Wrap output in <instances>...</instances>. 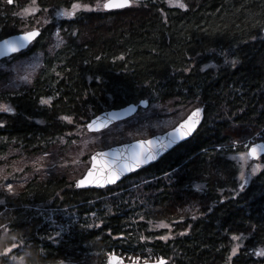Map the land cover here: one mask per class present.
Masks as SVG:
<instances>
[{"label":"trees","instance_id":"1","mask_svg":"<svg viewBox=\"0 0 264 264\" xmlns=\"http://www.w3.org/2000/svg\"><path fill=\"white\" fill-rule=\"evenodd\" d=\"M30 2L0 0V40L40 30L30 47L1 63L34 53L43 62L28 87L1 96L14 109L0 114L1 166L50 151L49 141L72 128L61 116L83 127L105 110L147 99L194 103L203 120L189 140L112 187L76 190L65 176L35 175L17 196L0 192V252L16 244L12 253L20 264H105L111 252L128 263L131 255H163L170 264H264L253 251L264 248V167L241 191L231 159L249 140L264 142V0H184L187 10L138 0L45 26L13 15ZM74 2L96 0H36L37 18ZM57 31L64 43L50 54ZM48 97L51 103L41 105ZM50 216L60 225L56 231ZM160 221L169 228L153 230ZM241 233L243 240H231ZM161 235L170 238L161 241ZM8 258L0 264H18Z\"/></svg>","mask_w":264,"mask_h":264},{"label":"rangeland","instance_id":"2","mask_svg":"<svg viewBox=\"0 0 264 264\" xmlns=\"http://www.w3.org/2000/svg\"><path fill=\"white\" fill-rule=\"evenodd\" d=\"M96 2L91 6L94 8ZM31 2L26 6L29 7ZM37 5V3H36ZM38 7V6H37ZM68 9V8H63ZM59 9H55L48 15H42L37 18L39 11L34 14H28L23 16V20H32L33 26L36 24H41L43 26L50 23L54 18L61 19L65 17H57L55 12ZM22 11V10H21ZM19 11L18 13H20ZM83 10L77 11L81 12ZM35 18V19H34ZM49 20V23L45 24V19ZM33 27L26 29V31L31 30ZM57 33V32H56ZM55 35L50 40V48H48L49 53L55 52L59 49L64 41L59 36ZM59 44V47L57 45ZM42 54L34 53L27 55L24 59L18 60H7L5 63H0V72L3 74V79L0 81V103L9 104V102L3 101L1 96L4 94L19 93L28 87L31 83H25L19 77L31 73L30 80L33 81L36 78L39 70L41 69ZM33 65H38L32 68ZM147 100V99H146ZM148 101V100H147ZM174 101L170 103H160V102H149L146 107H139L136 114L128 119L117 122L107 129L100 131L98 133H90L85 127H76L72 119L71 130H66L63 136H57L49 141L51 146L50 151L47 155L38 154L31 157H22L19 160H15L12 166H1L0 165V177L7 175L8 181H0V183L11 182L13 184V193H9L5 188L0 187V192L10 196H17L18 192L22 189L23 185L33 176L37 175L39 177H55V176H65V178L73 184L75 187L76 181L81 179L86 171L90 168L91 160L90 157L98 151H104L111 147L129 144L139 139H148L152 136L163 134L168 130H171L176 124H178L182 119H185L188 114L198 106L194 103H190L187 106H174ZM139 104V103H138ZM137 104V105H138ZM13 107V106H12ZM200 108V107H199ZM108 111V110H105ZM3 112H0V114ZM98 115V114H97ZM96 115V116H97ZM94 116V117H96ZM63 117V116H61ZM93 117V118H94ZM72 118V117H71ZM61 119V118H60ZM89 122V121H88ZM261 136H257L260 138ZM262 141L255 142L253 139L249 140L246 144L251 147L253 143L257 144ZM264 143V142H263ZM245 148V145H244ZM247 149L245 148V152ZM238 154L231 155V159L236 163L239 168L240 165L244 163L239 159H233L237 157ZM259 163L260 158L257 160L248 159L244 163V172L249 174L251 172V165ZM262 167L260 168V170ZM260 170H258L254 175H256ZM250 175L248 181L254 176ZM237 181L240 183L239 174L237 176ZM76 189V188H75ZM77 190V189H76ZM103 190V189H101ZM0 198H2L0 196ZM95 203V202H94ZM55 213V212H54ZM60 213V212H58ZM51 226L53 230H57L60 225H58L55 220L50 216ZM157 224V223H156ZM156 224L152 225L153 230H165L168 228H158ZM8 233L4 230V236ZM60 236L55 235L53 239L57 242ZM14 244V243H13ZM55 244V243H54ZM11 248V245L9 246ZM13 256L12 251L9 254V260L12 262L11 257ZM107 256V254H106ZM129 257H133L132 255ZM19 260H15L18 262ZM10 264V263H9ZM17 264V263H16ZM20 264V262H18ZM59 264H74L71 261H62Z\"/></svg>","mask_w":264,"mask_h":264},{"label":"snow or ice","instance_id":"3","mask_svg":"<svg viewBox=\"0 0 264 264\" xmlns=\"http://www.w3.org/2000/svg\"><path fill=\"white\" fill-rule=\"evenodd\" d=\"M4 3L11 5L13 4V0H3ZM169 7H175L181 10H187L188 5L184 2V0H165ZM133 5H138V0H96V4L91 7L87 3H79L74 2L71 4L69 9H59L55 12L57 17H65L68 19L73 18L77 11H92V10H114V9H124L132 7ZM36 5V0H31V5L29 7H25L22 9L20 13H13L14 16H23L28 14H34L37 11H40ZM42 11L47 12L48 9L44 8ZM44 23H49V20L46 18ZM264 31V29H262ZM40 35V30L37 27H33L31 30L24 31L22 34L12 37L11 39H3L0 41L2 44L3 51H0V55H4L6 53H17L21 52V50L25 49L28 45L32 43V41ZM57 38L59 39V31L56 33ZM72 35H76L75 32ZM253 40L256 39L255 36L252 37ZM59 47V44L57 45ZM223 55V53H221ZM123 59V57H120ZM99 59V57H97ZM225 63H229L227 59H225ZM233 67H235L239 61L233 59L231 62ZM38 65H33L32 68L34 70ZM185 72L189 71L188 68L184 69ZM30 75L31 73L19 77L23 82L30 83ZM59 75V73H57ZM99 80L100 78L97 77ZM51 97L47 99L41 98V105H49L51 103ZM140 105L148 104L147 100H140ZM132 111H136L134 106H129ZM0 112L3 113H12L14 114V109L9 104L0 103ZM202 109L197 107L193 109L187 116L186 119H182L178 124H176L170 132H167L165 136H155L150 139H139L136 140L131 145H124L121 149H113L109 152H97L94 153L91 157V167L88 169L87 174L81 180L76 181V186H82L84 184H95L97 186L103 187L106 184L115 183L120 176L125 171H132L135 168L140 167L142 164H146L149 161L155 160L157 155L164 152L166 149L170 148L172 145L176 144L178 141L186 139L190 136L193 130L196 128L197 124L200 122ZM116 118L115 113H107L105 116H96L87 122L83 127H86L90 131L100 132L102 129L106 128L108 124L112 122L113 119ZM62 120H66L69 123L72 122V118L69 116L61 117ZM4 126V122L0 121V127ZM236 141H233V147L236 145ZM246 152H240L237 157H233V159H239L246 163L248 159H257L260 157V153L264 152V144H255L253 143L251 147H248L245 144ZM47 155V153H45ZM110 158V159H106ZM244 163L240 165V173L239 180L240 183L238 185L239 189L242 191L247 184L248 178L250 175H254L261 167L259 163L252 164L251 172L249 174H245L244 172ZM2 171V170H0ZM0 181H8V176L0 177ZM0 187L5 188L9 193H13V184L11 182L0 183ZM211 211V209H209ZM143 219V217H141ZM195 219V216L193 217ZM151 223V221H149ZM0 227H4L0 225ZM88 227H92L89 225ZM158 228H168L169 225L165 224L163 221H160L156 224ZM7 231V229H5ZM187 229L185 230V232ZM185 233H180V235H184ZM58 235V233H57ZM51 238V237H50ZM170 237L168 235H161L158 237L161 241H167ZM15 239V238H13ZM141 240L150 239L144 236L140 237ZM244 239L243 234L240 235L233 234L231 236L232 241H241ZM240 245L234 244L231 247L230 255L228 260H231L232 256L236 255L239 250ZM17 248L16 244H12L11 248L5 247L2 252H0V257L8 258L12 249ZM150 251V250H149ZM254 255L257 257H264V248H255ZM12 261L16 260L15 256L11 257ZM125 258L117 255L115 252H111L107 254L106 264H124ZM129 264H170V258L165 257L163 255L157 256L155 259L150 258H141L140 256L128 257Z\"/></svg>","mask_w":264,"mask_h":264},{"label":"water","instance_id":"4","mask_svg":"<svg viewBox=\"0 0 264 264\" xmlns=\"http://www.w3.org/2000/svg\"><path fill=\"white\" fill-rule=\"evenodd\" d=\"M124 9H125V8H124ZM114 10H120V9H114ZM107 11H113V10H107ZM21 34H22V33H21ZM262 34H263V36H264V31H262ZM17 35H20V34H17ZM17 35H13V36H10V37L4 38V39H11L12 37L17 36ZM39 36H40V35H39ZM39 36H38V37H39ZM38 37H36V38L32 41V43H33ZM2 40H3V39H2ZM2 40H0V41H2ZM32 43H31V44H32ZM31 44H30V45H31ZM30 45H28L25 49L21 50V52L24 51V50H26ZM0 51H3L2 44H0ZM18 53H20V52H17V53H6V54H4V55H0V61H2V60H4V59H8V58H10L12 55H15V54H18ZM129 106H134L135 109H136V111H132V110L130 109ZM139 107H144V108H145L146 105H140V103H139L138 105H135V104H129V105L124 106V107L119 108V109H111V110H108V111H105V112H102V113L98 114L97 116H101V117L105 116V115H106L107 113H109V112H111V113H115V115H116V118L113 119L112 122H111L110 124H108V126H107L106 128H104V129H102L101 131L107 129L108 127H110L111 125H113V124H115V123H117V122L123 121V120H125V119H128V118L134 116V115L136 114V112H137V110H138ZM94 118H95V117H94ZM186 118H187V117H186ZM186 118H185V119H186ZM92 119H93V118H92ZM202 120H203V111L201 112L200 122L197 124L196 128L193 130V132H192V134H191L190 136H188L186 139H183V140L178 141L176 144L172 145L170 148L166 149L164 152H162V153H160L159 155H157V157H156L155 160L149 161V162L146 163V164H142L140 167L135 168V169L132 170V171H125L115 183H113V184H106V185H104L103 187L97 186V185H95V184H87V183L84 184V185H82V186L77 187V186H76V183H75V188H76L77 190H91V189H93V190H101V189L109 188V187H112V186H114V185L120 183L122 180H124V179H126V178H128V177H130V176H132V175H134V174H136V173L142 171L143 169L148 168V167H150V166L153 165V164H156V163H157V162H158L163 156H165L168 152H170V151H171L172 149H174L176 146H178L179 144H181V143L186 142L187 140H189V139L192 137V135L194 134V132L196 131V129H197V128L199 127V125L201 124ZM85 129H86L88 132H90V133H98V132H95V131H90V130H88L86 127H85ZM171 130H172V129H171ZM171 130H168V131H166V132L163 133V134H159V135H155V136H165V134H166L167 132H170ZM155 136H152V137H150V138H153V137H155ZM150 138H148V139H150ZM134 142H135V141H134ZM134 142H131V143H129V144H123V145H119V146L111 147V148H109V149H107V150H104V151H98V152H109L110 150H113V149H121V148H123L124 145H131V144H133ZM257 144H264V143H263V142H260V143H257ZM95 153H97V152H95ZM263 155H264V152L260 153V157H259V158H261ZM259 158H257V159H259ZM106 159H110V158H106ZM257 159H251V160H257ZM90 167H91V165H90ZM87 171H88V170H87ZM87 171H86L85 175L87 174ZM85 175H84L81 179H83V178L85 177ZM81 179H79V180H81ZM105 264H106V262H105ZM124 264H129V263L124 261Z\"/></svg>","mask_w":264,"mask_h":264},{"label":"flooded vegetation","instance_id":"5","mask_svg":"<svg viewBox=\"0 0 264 264\" xmlns=\"http://www.w3.org/2000/svg\"><path fill=\"white\" fill-rule=\"evenodd\" d=\"M32 44H33V43H32ZM30 46H31V45H30ZM30 46H29V47H30ZM0 63H1V61H0ZM138 110H139V109H138ZM103 112H105V111H103ZM101 113H102V112H101ZM91 119H92V118H91ZM10 240H11V239H10ZM12 241H13V240H11V243H12ZM8 259H9V258H8ZM8 261H9V260H8Z\"/></svg>","mask_w":264,"mask_h":264},{"label":"bare ground","instance_id":"6","mask_svg":"<svg viewBox=\"0 0 264 264\" xmlns=\"http://www.w3.org/2000/svg\"><path fill=\"white\" fill-rule=\"evenodd\" d=\"M91 190H93V189H91Z\"/></svg>","mask_w":264,"mask_h":264}]
</instances>
